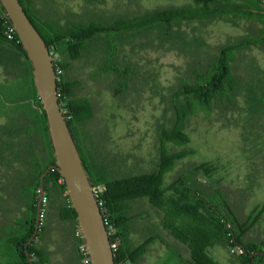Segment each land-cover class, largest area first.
Listing matches in <instances>:
<instances>
[{
  "label": "trees",
  "instance_id": "trees-1",
  "mask_svg": "<svg viewBox=\"0 0 264 264\" xmlns=\"http://www.w3.org/2000/svg\"><path fill=\"white\" fill-rule=\"evenodd\" d=\"M20 2L50 51L54 54L60 48L66 55V59L55 61V69H62L57 73L59 102L94 186L103 185L99 200L103 201L100 206L111 241H118L116 263L142 264L152 245L162 243L172 250L177 264H220L208 251L219 242L231 250L237 248L233 264H264V253H259L264 251V240L244 239L261 215L255 212L240 220L230 195L220 187H197L199 174L213 177L218 169L214 162L191 163L171 182L165 181L177 163L194 152L186 147L169 148V144L189 143L190 135L185 130L188 118L200 111L213 112L217 102H234L240 88L233 72L236 53L252 46L264 48V0H193L136 17H119L113 22L84 19L66 25L58 17L41 13L35 0ZM3 13L0 4V64L11 77L0 87V110L7 118L0 125V264H60L53 260L55 254L90 264L83 261L79 245L84 240L77 227L76 211L66 193L65 180L54 166L44 178L47 201H41L45 212L39 220L41 178L55 165L56 158L31 62L17 33L12 39L7 37L6 30L12 23ZM215 18L244 19L248 31L221 44L216 55L206 53L200 68L192 69L190 76L181 80L171 96L169 124L160 123L157 129L159 151L154 166L119 173L113 158L104 163L100 157L102 139L98 136L101 129L96 133L99 150H95L98 144L85 128L95 118V105L89 96L79 93L82 82L71 75L72 63L90 59L93 43L102 36L106 42L93 77L115 74V94L124 93L131 72L119 60V42L124 33L158 28V37L164 43L175 42L176 23ZM13 53L22 55L25 61L20 63ZM48 198L52 199L50 207ZM150 206L161 220L154 219ZM165 230L187 247L188 255L165 238Z\"/></svg>",
  "mask_w": 264,
  "mask_h": 264
},
{
  "label": "rangeland",
  "instance_id": "rangeland-1",
  "mask_svg": "<svg viewBox=\"0 0 264 264\" xmlns=\"http://www.w3.org/2000/svg\"><path fill=\"white\" fill-rule=\"evenodd\" d=\"M37 9L50 17H58L62 25L78 20L94 19L113 22L119 17H136L156 8L180 6L193 0H35ZM175 42L165 43L159 29L126 32L119 42V60L131 69L128 89L115 94L118 82L115 74L93 77L98 71L99 55L106 42L101 36L93 43L90 59L74 61L71 75L81 82L79 93L89 96L95 105V118L85 128L95 138L93 146L99 150L96 133L101 129V160L116 161L119 173L151 169L158 159L157 129L160 123L169 124L172 94L192 69L200 68L208 53L214 56L221 44L236 39L248 31L244 19L215 18L212 20H183L176 23ZM22 63L25 57L13 53ZM53 54V53H52ZM56 60L66 59L60 51ZM18 68V67H17ZM233 72L239 79L234 102H217L214 111H200L191 115L185 130L190 141L184 146L169 144L170 150L183 147L193 150L165 178L171 182L191 163L214 162L218 169L212 178L197 176V187H220L230 195L231 204L240 220L259 213V221L247 232L245 240H264V48L252 46L236 53ZM10 75L0 64V87ZM192 79V77H190ZM2 88V87H1ZM0 88V89H1ZM7 120L0 110V125ZM122 160V161H121ZM52 199L48 198L50 207ZM156 221L161 220L155 208L149 207ZM1 212V211H0ZM226 213V210H225ZM56 223V222H55ZM165 238L182 249L168 231ZM141 240V235L138 237ZM162 243H154L147 264H177L172 250ZM242 250V249H241ZM209 254L220 264H233L234 252L229 246L216 243L208 247ZM240 252V251H239ZM153 254V255H152ZM148 259V260H147Z\"/></svg>",
  "mask_w": 264,
  "mask_h": 264
},
{
  "label": "water",
  "instance_id": "water-1",
  "mask_svg": "<svg viewBox=\"0 0 264 264\" xmlns=\"http://www.w3.org/2000/svg\"><path fill=\"white\" fill-rule=\"evenodd\" d=\"M0 4L31 62L36 91L47 116L48 131L56 158L55 165H51L41 178L38 217L45 193L44 178L50 168L57 167L65 180L71 205L76 211L77 227L86 243L91 264H117L94 184L59 102L55 56L20 0H0Z\"/></svg>",
  "mask_w": 264,
  "mask_h": 264
},
{
  "label": "built area",
  "instance_id": "built-area-1",
  "mask_svg": "<svg viewBox=\"0 0 264 264\" xmlns=\"http://www.w3.org/2000/svg\"><path fill=\"white\" fill-rule=\"evenodd\" d=\"M3 15L6 16L5 13H3ZM15 33H16V30H15L14 26L13 25L8 26V28L6 30L7 37L9 39H12ZM56 72L57 73H62V69L59 66H57ZM94 191H95V193H96V195L98 197L99 204L101 205L103 203V201L99 200V197H100V195H101V193L103 191V185L94 186ZM46 201H47V196L43 195L42 196V202H46ZM44 212H45V210L41 206L39 220L42 219V217L44 215ZM112 248L114 249V251H116L118 249V241L112 242ZM79 249H80V251H81V253L83 255V261L84 262H89L91 264L90 259H89L87 246H86V243L84 241L82 243H80Z\"/></svg>",
  "mask_w": 264,
  "mask_h": 264
},
{
  "label": "crops",
  "instance_id": "crops-1",
  "mask_svg": "<svg viewBox=\"0 0 264 264\" xmlns=\"http://www.w3.org/2000/svg\"><path fill=\"white\" fill-rule=\"evenodd\" d=\"M53 245L50 246V249H53ZM71 254V253H70ZM69 254V255H70ZM75 254V253H74ZM151 254V253H149ZM148 254V255H149ZM147 255V256H148ZM153 255V254H152ZM148 258V257H147ZM54 261H59L60 264H82V261H79V260H75V259H72L71 261L68 260L65 256H63L62 254H55L54 255V258H53ZM148 260V259H147ZM48 264V263H46ZM126 264H130L129 262H127ZM142 264H147L146 261H143Z\"/></svg>",
  "mask_w": 264,
  "mask_h": 264
},
{
  "label": "flooded vegetation",
  "instance_id": "flooded-vegetation-1",
  "mask_svg": "<svg viewBox=\"0 0 264 264\" xmlns=\"http://www.w3.org/2000/svg\"><path fill=\"white\" fill-rule=\"evenodd\" d=\"M259 253H262V251H259Z\"/></svg>",
  "mask_w": 264,
  "mask_h": 264
}]
</instances>
